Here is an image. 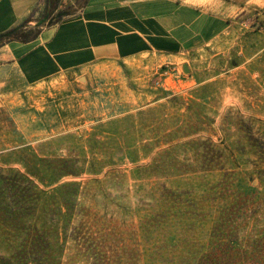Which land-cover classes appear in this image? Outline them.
I'll return each instance as SVG.
<instances>
[{
    "label": "rangeland",
    "instance_id": "374dc122",
    "mask_svg": "<svg viewBox=\"0 0 264 264\" xmlns=\"http://www.w3.org/2000/svg\"><path fill=\"white\" fill-rule=\"evenodd\" d=\"M218 2L0 99V264H264V0Z\"/></svg>",
    "mask_w": 264,
    "mask_h": 264
},
{
    "label": "crops",
    "instance_id": "0c3cea01",
    "mask_svg": "<svg viewBox=\"0 0 264 264\" xmlns=\"http://www.w3.org/2000/svg\"><path fill=\"white\" fill-rule=\"evenodd\" d=\"M158 1L89 0L79 16L42 26L36 39L5 42L0 46V99L26 92L64 73L82 71L94 62L125 60L138 54L143 36L156 33L159 22L167 37L189 32L199 37L201 31L213 37L228 18L223 11L220 16L213 14L222 10L218 0H205L206 4L167 0L164 10L158 9ZM249 1L254 0L246 3ZM44 7V0H0V34L33 13L34 19L40 18Z\"/></svg>",
    "mask_w": 264,
    "mask_h": 264
},
{
    "label": "trees",
    "instance_id": "16d2710c",
    "mask_svg": "<svg viewBox=\"0 0 264 264\" xmlns=\"http://www.w3.org/2000/svg\"><path fill=\"white\" fill-rule=\"evenodd\" d=\"M44 13L40 18L34 19V13L31 14L23 23L0 34V46L7 41L18 40L29 42L36 39L41 31L42 26H34V20L46 18L41 25H48L49 19H53L48 25L60 23L65 19L77 17L88 4L89 0H44Z\"/></svg>",
    "mask_w": 264,
    "mask_h": 264
},
{
    "label": "water",
    "instance_id": "95a60500",
    "mask_svg": "<svg viewBox=\"0 0 264 264\" xmlns=\"http://www.w3.org/2000/svg\"><path fill=\"white\" fill-rule=\"evenodd\" d=\"M44 20H46V18H42L41 20L36 21V22H35V26H43V25H41V24L43 23ZM52 20H53L52 18L49 19V21H48L47 24L49 25V24L52 22ZM255 181H258V180L256 179Z\"/></svg>",
    "mask_w": 264,
    "mask_h": 264
}]
</instances>
